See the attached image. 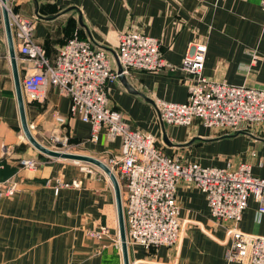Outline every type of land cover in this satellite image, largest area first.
Wrapping results in <instances>:
<instances>
[{
    "label": "crops",
    "instance_id": "0c3cea01",
    "mask_svg": "<svg viewBox=\"0 0 264 264\" xmlns=\"http://www.w3.org/2000/svg\"><path fill=\"white\" fill-rule=\"evenodd\" d=\"M10 13L35 19L34 37L53 59L67 37L77 36L106 50L117 71V34L134 29L157 39L159 51L176 69L131 70L110 84L109 105L132 127L155 135L168 155L203 166L249 162L252 174L264 178V129L246 128L222 134L198 120L188 126L162 123L154 98L187 100L178 69L193 41L206 43L203 74L233 85L264 88V7L262 0H6ZM16 52V51H15ZM27 60L16 54L21 79ZM25 112L40 142L58 129L82 154H116L120 140L108 141L104 130L90 139V126L69 112L70 99L48 85L42 101L29 100ZM66 116L59 126L53 114ZM166 137V139L164 138ZM23 158L40 161L34 171L20 167ZM51 158L24 137L15 96L0 3V180L17 176L18 190L0 197V264H123L114 191L97 167ZM77 186L55 190V180ZM182 221L179 240L171 246L145 249L128 245L129 264H243L229 262L225 252L231 223L215 220L204 194L191 184L176 191ZM247 200L237 227L264 235V214ZM104 227L105 233L92 235ZM118 246V247H117Z\"/></svg>",
    "mask_w": 264,
    "mask_h": 264
},
{
    "label": "built area",
    "instance_id": "2783aa9c",
    "mask_svg": "<svg viewBox=\"0 0 264 264\" xmlns=\"http://www.w3.org/2000/svg\"><path fill=\"white\" fill-rule=\"evenodd\" d=\"M261 4L264 7V0ZM9 21L16 54L27 60L21 87L28 99L42 101L47 86L51 85L59 95L70 99V115L90 126L91 140L96 139L100 130H104L108 141L120 140L119 152L107 156L105 163L118 178L125 204L127 243L145 249L175 244L182 225L176 191L179 185L191 184L204 194L209 213L215 220L231 223L226 232L231 237L225 259L264 264V235L243 231L238 235L235 231L249 197L257 204V216L264 214V178L252 174L249 162L203 166L164 153L155 135L132 128L119 111L110 107V84L118 73L106 50L73 36L50 59L34 37V18L10 13ZM117 38L116 56L123 74L131 70L176 69L161 56L156 38L134 29L119 31ZM205 54V42L189 44L178 66L189 75L188 80H184L187 100L171 102L154 98L158 119L176 126H188L198 120L222 134L248 127L264 129V88L233 85L205 76ZM54 120L62 126L66 116L54 112ZM49 139L54 143L50 148L58 150L55 143L59 151L73 147L68 136L58 129ZM38 166V159L20 160L23 169L34 171ZM133 172H137L135 179ZM18 179L12 176L0 180V197L13 195L18 190ZM77 185L75 180H55V190ZM154 227L162 231L157 239L153 235L155 231L150 232ZM105 232L106 229L101 228L92 235Z\"/></svg>",
    "mask_w": 264,
    "mask_h": 264
},
{
    "label": "water",
    "instance_id": "95a60500",
    "mask_svg": "<svg viewBox=\"0 0 264 264\" xmlns=\"http://www.w3.org/2000/svg\"><path fill=\"white\" fill-rule=\"evenodd\" d=\"M0 3H1V11H2V16H3L4 32H5L7 48H8V56H9V60L11 64V70H12V76H13V82H14V88H15V96H16L19 118H20V125H21L23 135L28 140V142L41 154H44L51 158H60V159H67V160H73V161H80V162L90 164L100 169L109 178L113 191H114V196H115V205H116V212H117V224H118V233H119L122 263L129 264L124 212L122 208V193H121L119 183L116 177L114 176V174L112 173V171L102 160H99L96 157L85 155V154L59 151V150L50 148L42 144L40 141H38L33 136L30 130V126L28 125L27 118H26L25 104H24V100H23V96L21 92L20 77L18 74L17 63H16V52L14 48V42H13L10 21H9V12L7 8L5 7L6 0H0ZM116 61H117L118 78L121 80H125V76L122 73V68L117 58H116ZM164 138L166 139L165 136Z\"/></svg>",
    "mask_w": 264,
    "mask_h": 264
},
{
    "label": "rangeland",
    "instance_id": "374dc122",
    "mask_svg": "<svg viewBox=\"0 0 264 264\" xmlns=\"http://www.w3.org/2000/svg\"><path fill=\"white\" fill-rule=\"evenodd\" d=\"M6 6H7V8H8V10H9V6H8V3L6 2V4H5ZM9 12V11H8ZM118 111V110H117ZM120 112V111H119ZM121 113V112H120ZM53 117H54V114H53ZM50 136V135H49ZM42 144H44V145H46V146H48V147H53V145H54V143L52 142V139H49L48 138V140L47 141H45L44 143L43 142H41ZM56 144V148L58 149V150H60L59 148H58V146L59 145H57V143H55ZM81 149V148H80ZM80 149H78L77 148V146H73V147H71V148H69L68 149V151H66V150H64V151H66V152H71V153H78V154H82V151L80 150ZM119 152V151H118ZM117 154V153H116ZM85 155H88V154H85ZM111 155H115V154H110V155H108V156H110L111 157ZM89 156H93V155H89ZM93 157H96V158H98L99 160H102V161H107L108 162V159H107V157H105V156H102V155H98V154H95ZM74 162H78L79 164H81L80 166L82 167V163H84V162H80V161H74ZM38 163L40 164V161L38 160ZM87 164V163H86ZM107 165V164H106ZM88 166H90V164L88 165ZM92 166V165H91ZM102 228H104V227H102ZM227 232V231H226ZM118 247V246H117ZM154 248H157V247H154ZM237 262V261H236Z\"/></svg>",
    "mask_w": 264,
    "mask_h": 264
},
{
    "label": "bare ground",
    "instance_id": "6f19581e",
    "mask_svg": "<svg viewBox=\"0 0 264 264\" xmlns=\"http://www.w3.org/2000/svg\"><path fill=\"white\" fill-rule=\"evenodd\" d=\"M10 27H11V25H10ZM11 32H12V28H11ZM12 37H13V35H12ZM142 54V53H141ZM124 74H126V73H124ZM20 86H21V79H20ZM23 90H22V87H21V92H22ZM22 96H23V94H22ZM23 100H24V96H23ZM66 152V151H65ZM105 163V162H104ZM106 164V163H105ZM114 176H115V174H114ZM116 177V179H118L117 178V176H115ZM137 177V172L135 173V172H133V178L135 179ZM125 204H124V202H123V198H122V208H123V212H124V214H125V206H124ZM152 231H155V233L153 234L154 235V237H156V239L159 237V235H160V233L162 232L160 229H157L156 227H154V228H152L151 230H150V232H152ZM157 231H159V232H157ZM235 231H236V233L238 234V235H241V232L239 231V229L238 228H236L235 229ZM130 243L128 242L127 243V246L129 245ZM260 248V247H259ZM257 250H259L258 248H257Z\"/></svg>",
    "mask_w": 264,
    "mask_h": 264
},
{
    "label": "trees",
    "instance_id": "16d2710c",
    "mask_svg": "<svg viewBox=\"0 0 264 264\" xmlns=\"http://www.w3.org/2000/svg\"><path fill=\"white\" fill-rule=\"evenodd\" d=\"M71 37H72V36H70V37H67V38L65 39V41H63V42H62V44H61V45H63V44H64V43H65V42H66V41H67L69 38H71ZM45 52H46V51H45ZM45 54H46V53H45ZM46 56H47V57H49L47 54H46ZM50 59H51V58H50Z\"/></svg>",
    "mask_w": 264,
    "mask_h": 264
}]
</instances>
